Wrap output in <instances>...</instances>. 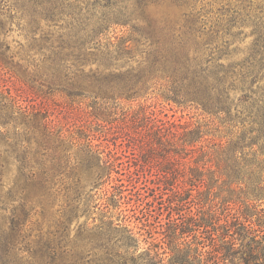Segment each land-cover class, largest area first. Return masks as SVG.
<instances>
[{
	"label": "trees",
	"instance_id": "16d2710c",
	"mask_svg": "<svg viewBox=\"0 0 264 264\" xmlns=\"http://www.w3.org/2000/svg\"><path fill=\"white\" fill-rule=\"evenodd\" d=\"M30 2L44 9L48 6L50 21L65 26L62 48L100 52L116 61L132 54L133 46L145 45V56L135 69L113 74L123 84H117V90L134 101L150 81L161 82L166 101L183 110L194 109L206 122L202 124L194 116L162 120L151 110L132 131L122 127L113 132L99 124L105 130L103 137L126 141L135 156L127 167L126 180L134 199L123 195L127 189L121 179L112 194L121 205L134 203L132 215H123L117 223L83 226L74 245H63L57 238L56 243L47 241L34 250L27 242L18 246L15 235L0 226V264H233L238 255L244 256L246 264H264V260L249 261L253 252L244 253V247L236 243L245 239L249 244L258 243L256 232L264 228V211H259L258 229L253 228L250 211L256 206L254 201L264 197V94L255 87L264 70V46L255 43L242 61L221 62L231 57V29L241 18L247 17L257 39L263 38L264 27L263 32L259 27L264 21V0L126 1L131 9L126 4L117 7L123 2L118 0ZM115 5L126 12L105 15ZM111 25L127 27L130 34L137 35L133 45L109 40L105 32ZM221 126L230 130L221 131ZM101 162L107 178L111 173L123 175V165L116 163L111 152ZM144 172L154 176L151 187H146V180L141 183L150 190L151 201L137 188L139 173ZM216 188L220 201L206 211L192 200ZM108 193L105 191L106 197ZM164 195L168 219L159 233L165 247L151 245L152 249L139 252V233L125 222L135 217L140 230L148 233L153 226L150 219L161 216V203L157 208L154 203ZM240 198L243 202L232 207ZM193 205L198 213L190 215ZM176 209L179 221L171 217ZM159 227L163 229L161 224Z\"/></svg>",
	"mask_w": 264,
	"mask_h": 264
},
{
	"label": "rangeland",
	"instance_id": "374dc122",
	"mask_svg": "<svg viewBox=\"0 0 264 264\" xmlns=\"http://www.w3.org/2000/svg\"><path fill=\"white\" fill-rule=\"evenodd\" d=\"M121 1L117 7L126 4L131 9L126 1L132 0H118ZM113 7L105 10V15H116L121 10ZM49 11L48 6L44 9L30 0H0V226L15 235L18 246L27 242L32 250L47 241L56 243L57 238L63 245H74L79 242L77 235L83 226L117 223L123 215H132L134 203L121 205L112 194L118 190H115L117 180L121 179L127 189L123 195L134 199L131 184L126 180L127 167L135 156L126 141L103 137L105 130L99 124L113 132L123 130L122 127L132 131L137 124L141 126L143 115L151 110L162 120H178L181 116L187 120L194 116L200 123L206 122L194 109L183 110L166 101L161 82L150 81L147 90L134 101L132 97L127 99L123 90H117L116 85L123 84L113 74L135 69L145 56V45L133 46L132 54L116 61L100 52L89 54L76 48H62L60 40L65 38L67 29H63L62 23L55 25L50 21ZM252 22L257 24L255 18ZM128 29L111 25L106 37L115 44L126 41L131 47V41L138 36ZM253 31L248 18H241L231 29V57L227 61L222 58L221 62L242 61L250 55L255 43L264 46V36L257 39ZM259 77L255 87L264 94V70ZM220 129L230 130L227 126ZM110 152L116 163L123 165L122 176L111 173L107 178L101 161ZM139 176V193L148 195L151 201L150 190L141 183L146 180V187H151L154 176L145 172ZM105 191H109L107 197ZM218 195L221 197L216 188L192 200L206 211L220 201ZM166 198L164 195L154 203L156 208L161 203V216L150 219L153 226L148 233L140 230L142 226L135 217L125 222L127 228L139 233L136 234L139 252L152 249L151 245L165 247L159 232L165 230L168 219ZM239 200L231 206L237 208L243 202L242 198ZM254 202L251 219L253 228L258 229L256 223L259 211H264V197ZM191 207L190 215L198 213L197 206ZM177 213L176 209L171 217L179 221ZM256 234L258 243L249 244L247 239L236 243L244 247V253L253 252L254 259L249 261L258 259L261 263L264 228H259ZM243 258L238 255L233 264H246Z\"/></svg>",
	"mask_w": 264,
	"mask_h": 264
}]
</instances>
